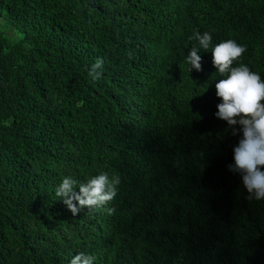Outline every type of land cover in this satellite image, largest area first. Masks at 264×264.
<instances>
[{
  "label": "trees",
  "instance_id": "1",
  "mask_svg": "<svg viewBox=\"0 0 264 264\" xmlns=\"http://www.w3.org/2000/svg\"><path fill=\"white\" fill-rule=\"evenodd\" d=\"M194 30L212 35L200 72ZM226 39L264 80V0H0V264H264V200L214 116ZM101 171L112 214L72 216L54 188Z\"/></svg>",
  "mask_w": 264,
  "mask_h": 264
},
{
  "label": "clouds",
  "instance_id": "2",
  "mask_svg": "<svg viewBox=\"0 0 264 264\" xmlns=\"http://www.w3.org/2000/svg\"><path fill=\"white\" fill-rule=\"evenodd\" d=\"M190 39L196 44L184 57L188 71H201L200 51L208 52L212 35L208 31H193ZM245 47L233 39L221 40L211 46V66L220 78L215 81V96L219 98L214 116L225 121L232 134L239 131L240 138L232 149V163L229 171L240 176L241 183L250 199L264 200V80L259 73L251 71L240 62ZM235 65V66H234ZM103 61L96 58L87 68L91 82L101 77ZM238 126V127H237ZM120 177L99 172L84 182H77L72 176H64L54 188V194L71 213L76 216L81 210L101 209L111 215L113 209L104 206L116 195ZM78 189V191H76ZM96 257L77 253L68 264H94Z\"/></svg>",
  "mask_w": 264,
  "mask_h": 264
},
{
  "label": "bare ground",
  "instance_id": "3",
  "mask_svg": "<svg viewBox=\"0 0 264 264\" xmlns=\"http://www.w3.org/2000/svg\"><path fill=\"white\" fill-rule=\"evenodd\" d=\"M191 87V86H190Z\"/></svg>",
  "mask_w": 264,
  "mask_h": 264
}]
</instances>
